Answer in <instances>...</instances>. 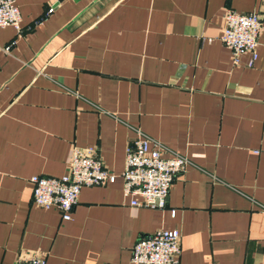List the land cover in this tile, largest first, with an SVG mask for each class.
<instances>
[{
    "label": "crops",
    "instance_id": "1",
    "mask_svg": "<svg viewBox=\"0 0 264 264\" xmlns=\"http://www.w3.org/2000/svg\"><path fill=\"white\" fill-rule=\"evenodd\" d=\"M15 4L21 31L0 29V264H131L158 230L178 231L177 264H264V0ZM225 9L261 19L251 67L218 41ZM134 129L188 161L164 210L122 195ZM74 148L116 178L81 188L63 221L28 179L66 174Z\"/></svg>",
    "mask_w": 264,
    "mask_h": 264
},
{
    "label": "built area",
    "instance_id": "2",
    "mask_svg": "<svg viewBox=\"0 0 264 264\" xmlns=\"http://www.w3.org/2000/svg\"><path fill=\"white\" fill-rule=\"evenodd\" d=\"M48 9L47 13H51ZM223 28L218 41L230 52L232 65H238L241 56H248L246 67L257 58L256 48L261 28L257 13H237L225 9ZM10 27L21 31L20 15L15 0H0V29ZM5 48L4 50H6ZM124 150V167L119 177L122 195L132 208L164 210L168 190L174 177L188 165L185 157L171 154L164 157L161 147L138 129ZM116 176L108 172L92 148H74L66 174L58 177L32 176L31 202L43 209H55L63 221L70 219L78 194L83 187H102L114 182ZM174 210L170 211L173 217ZM180 253L177 230H158L139 238L130 250L131 264H177ZM13 264H45L43 257L31 256L17 259Z\"/></svg>",
    "mask_w": 264,
    "mask_h": 264
}]
</instances>
